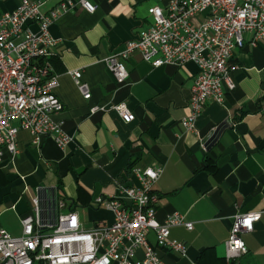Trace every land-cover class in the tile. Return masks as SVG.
<instances>
[{
	"label": "crops",
	"instance_id": "crops-1",
	"mask_svg": "<svg viewBox=\"0 0 264 264\" xmlns=\"http://www.w3.org/2000/svg\"><path fill=\"white\" fill-rule=\"evenodd\" d=\"M22 1L0 0V14L13 12ZM28 1L43 3L42 11L48 12L64 0ZM92 3L94 13L77 7L50 27L59 43L48 63L64 107L53 119L72 141L64 149L51 138L36 146L29 131L18 133L17 155L12 159L5 153L0 164V230L21 237L20 220L30 214L33 197H39L44 219L73 211L84 229L110 224L112 212L93 206L94 200L118 197V184H129L130 166L158 167L157 222L178 214L193 225L191 231L170 230L171 239L186 246V256L158 249L162 264H264V41L253 44L244 36V48L229 63L234 89L225 91L222 104L208 102L186 131L180 122L189 113L196 65L153 68L134 53L125 62L128 80L119 86L105 64L149 26L148 10L160 0ZM73 71L81 72L90 100L83 99L69 75ZM121 105L132 121L114 109ZM93 107L99 110L91 114ZM220 124L225 129L207 149L203 139ZM60 191L65 208L57 212L53 199ZM247 213L261 218L252 232L240 236L246 254L227 262L225 244L234 217ZM147 238L155 245L152 232Z\"/></svg>",
	"mask_w": 264,
	"mask_h": 264
},
{
	"label": "built area",
	"instance_id": "built-area-1",
	"mask_svg": "<svg viewBox=\"0 0 264 264\" xmlns=\"http://www.w3.org/2000/svg\"><path fill=\"white\" fill-rule=\"evenodd\" d=\"M160 2L148 10L152 19L149 26L109 55L105 64L119 86L128 80L125 62L134 53L153 68L196 65L189 113L180 122L184 130L191 131L208 102L222 104L225 91L234 89V69L229 63L234 53L244 48V36L253 44L264 41V0ZM42 6L23 0L13 12L0 14V164L5 153L12 159L17 155L21 130L30 132L36 146L44 138H51L59 149L72 141L53 119L64 107L54 93L57 78L48 63L59 43L50 34V27L60 15L77 7L92 14L96 6L92 0H64L48 12H43ZM69 75L83 99L90 100L81 72ZM114 109L126 122L133 120L123 105ZM98 110L93 107L90 113ZM161 173L158 167L130 166L129 184H118V197H98L93 202V206L112 212V222H97L90 229L81 226L73 211L44 219L39 197L31 198L30 214L20 220L21 237L13 238L0 230V264H162L158 249L185 257L186 246L171 239L170 230L181 226L191 231L192 223L178 214L168 216L163 223L156 220L158 196L153 186ZM53 200L55 211L65 208L62 198ZM260 218V213L234 217L225 244L227 262L246 254L240 236L252 232ZM150 232L155 245L148 241ZM137 251H142L141 258Z\"/></svg>",
	"mask_w": 264,
	"mask_h": 264
},
{
	"label": "water",
	"instance_id": "water-1",
	"mask_svg": "<svg viewBox=\"0 0 264 264\" xmlns=\"http://www.w3.org/2000/svg\"><path fill=\"white\" fill-rule=\"evenodd\" d=\"M225 124H220L215 128V130L211 131L202 141L203 145L209 149L218 139L221 132L225 129Z\"/></svg>",
	"mask_w": 264,
	"mask_h": 264
},
{
	"label": "trees",
	"instance_id": "trees-1",
	"mask_svg": "<svg viewBox=\"0 0 264 264\" xmlns=\"http://www.w3.org/2000/svg\"><path fill=\"white\" fill-rule=\"evenodd\" d=\"M244 113H246V112H243L242 115H243ZM242 115H240V117H241ZM59 189H60V188H59ZM60 190H61V189H60ZM59 196H60L59 198H62V199H63V195H62L61 191H60V193H59ZM63 200H64V199H63Z\"/></svg>",
	"mask_w": 264,
	"mask_h": 264
}]
</instances>
